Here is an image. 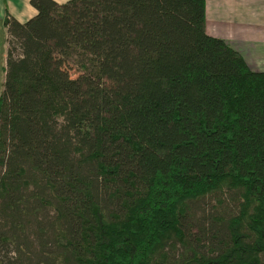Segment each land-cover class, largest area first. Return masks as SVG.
I'll use <instances>...</instances> for the list:
<instances>
[{
	"label": "trees",
	"instance_id": "obj_1",
	"mask_svg": "<svg viewBox=\"0 0 264 264\" xmlns=\"http://www.w3.org/2000/svg\"><path fill=\"white\" fill-rule=\"evenodd\" d=\"M29 2L4 19L0 264H264V71L205 0ZM218 190L236 213L199 221Z\"/></svg>",
	"mask_w": 264,
	"mask_h": 264
},
{
	"label": "crops",
	"instance_id": "obj_2",
	"mask_svg": "<svg viewBox=\"0 0 264 264\" xmlns=\"http://www.w3.org/2000/svg\"><path fill=\"white\" fill-rule=\"evenodd\" d=\"M35 13L29 0H0V19L5 31L6 15L24 22ZM205 29L225 40L244 59L251 50V56L258 62L264 61V0H205Z\"/></svg>",
	"mask_w": 264,
	"mask_h": 264
},
{
	"label": "rangeland",
	"instance_id": "obj_3",
	"mask_svg": "<svg viewBox=\"0 0 264 264\" xmlns=\"http://www.w3.org/2000/svg\"><path fill=\"white\" fill-rule=\"evenodd\" d=\"M8 34L4 30L3 24L0 19V94L3 90V81H4V72L3 67L5 65V54L8 47L7 37ZM249 54L245 55V60L248 63V66L255 71H264V61L258 62L255 59V56H251V50L248 51ZM247 52V53H248ZM58 65L64 69L70 77H78L83 74L82 70L77 67L71 60L64 61L60 57H56ZM1 170V169H0ZM236 200V195L230 191L218 190L214 193L208 194L205 198L198 200L193 206L196 210V216L199 221L203 220V216L207 215L214 210L218 212L223 211L227 214L236 213L238 209V202ZM234 213V214H235ZM264 258V252L262 255Z\"/></svg>",
	"mask_w": 264,
	"mask_h": 264
}]
</instances>
